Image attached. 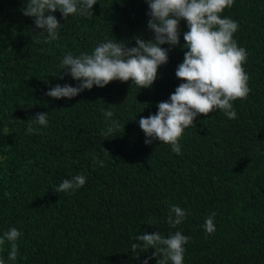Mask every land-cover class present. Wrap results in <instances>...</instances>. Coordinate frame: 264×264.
Instances as JSON below:
<instances>
[{"label":"trees","instance_id":"trees-1","mask_svg":"<svg viewBox=\"0 0 264 264\" xmlns=\"http://www.w3.org/2000/svg\"><path fill=\"white\" fill-rule=\"evenodd\" d=\"M24 6L0 0V235L21 232L15 262L3 246L5 264H156L153 248L132 252L131 244L143 232L177 230L190 237L183 264H264V0H234L221 14L237 21L234 39L248 54L242 66L251 92L233 101L237 118L199 114L180 154L158 140L145 144L138 121L183 82L175 70L187 51L186 21L150 88L114 80L57 99L45 95L50 87L79 83L60 69L67 52L90 53L105 38L129 47L136 37L154 38L148 5L97 0L91 17L67 19L57 10L59 39L51 43ZM105 111L113 116L106 120ZM38 112L48 113V126L34 124L29 134ZM111 120L120 127L105 139ZM77 174L86 177L83 187L55 191ZM173 204L189 213L176 228L166 223ZM213 212L216 230L207 234Z\"/></svg>","mask_w":264,"mask_h":264},{"label":"clouds","instance_id":"clouds-1","mask_svg":"<svg viewBox=\"0 0 264 264\" xmlns=\"http://www.w3.org/2000/svg\"><path fill=\"white\" fill-rule=\"evenodd\" d=\"M97 0H25L21 9L24 16L33 17L36 28L46 32L45 43L59 39L60 21L52 13L59 10L67 19L70 15L91 17V9ZM148 5L147 28L154 34L153 39L135 38V46L129 47L124 41L105 38L94 49L73 55L67 52L60 61V69L71 79L78 81L76 86L56 84L45 95L51 98H73L93 85L105 87L109 82L134 83L139 89L150 88L158 77V69L168 62L170 49L180 43V21H186L187 30L183 32V61L177 65L175 76L182 80L170 94L168 100L157 103L155 114L141 117L139 128L146 139L145 144L158 140L170 145L174 153L180 154V138L185 129L194 126L199 114L208 115L213 111H222L229 119H236L237 113L233 101L247 99L251 88L249 76L243 64L247 60V51L238 46L234 34L239 28L237 21L222 16L224 9L231 8L234 0H145ZM167 44L164 48L161 45ZM63 78V77H61ZM104 116H113L105 111ZM48 113L38 112L28 123L27 133L38 129L33 125L48 126ZM120 127L111 120L101 135L111 136ZM7 134V133H6ZM94 162L103 165L93 157ZM86 177L77 174L71 179H63L56 192H68L83 187ZM189 213L178 205H170L166 223L171 228L180 225ZM213 212L204 223L207 234L215 232ZM152 225L151 223H148ZM21 232L12 227L0 235V252L6 242L10 245L8 259L15 262L18 256L17 241ZM140 243L130 246L132 252L143 247L154 249L153 257L159 256L156 264H183L185 247L190 237L177 230L167 237L159 231L143 232L135 238ZM148 259L143 264H148ZM0 264L5 261L0 258Z\"/></svg>","mask_w":264,"mask_h":264}]
</instances>
